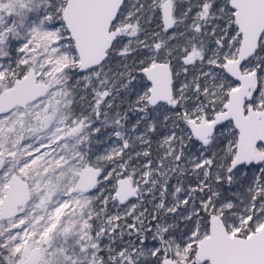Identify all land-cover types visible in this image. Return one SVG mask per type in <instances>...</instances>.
I'll list each match as a JSON object with an SVG mask.
<instances>
[{"label":"snow or ice","instance_id":"snow-or-ice-1","mask_svg":"<svg viewBox=\"0 0 264 264\" xmlns=\"http://www.w3.org/2000/svg\"><path fill=\"white\" fill-rule=\"evenodd\" d=\"M0 264H264V0H0Z\"/></svg>","mask_w":264,"mask_h":264}]
</instances>
